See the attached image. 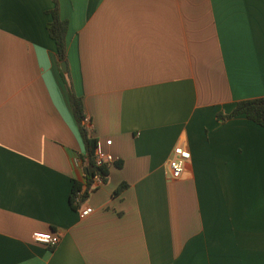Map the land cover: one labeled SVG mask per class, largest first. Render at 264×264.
Segmentation results:
<instances>
[{"label": "crops", "instance_id": "obj_1", "mask_svg": "<svg viewBox=\"0 0 264 264\" xmlns=\"http://www.w3.org/2000/svg\"><path fill=\"white\" fill-rule=\"evenodd\" d=\"M56 1L87 127L115 162L72 207L84 144L53 2L0 0V264H264V127L217 118L264 96V0ZM176 145L189 158L172 179Z\"/></svg>", "mask_w": 264, "mask_h": 264}, {"label": "trees", "instance_id": "obj_2", "mask_svg": "<svg viewBox=\"0 0 264 264\" xmlns=\"http://www.w3.org/2000/svg\"><path fill=\"white\" fill-rule=\"evenodd\" d=\"M52 2L53 7L47 11L50 19L46 23V30L49 37L53 40L56 63L66 88L70 108L78 124L79 133L84 144V153L79 155L78 159L81 162L85 186L82 189L80 183L74 182L70 194V205L77 208L87 193L95 187V176L99 177L101 183L105 182L108 175V166L95 164L93 154L97 139L94 137L92 131L82 123L85 117L83 102L81 97L74 91L68 70L66 69V72H63L60 68V63L62 61L66 63V33L68 21L60 17L57 1L52 0ZM240 114H243L249 120L264 127V96L240 99L236 101L235 105L228 113H217V118L224 121ZM125 187L126 183H120L113 190V194H118ZM77 192H80L78 201L76 204H73V199Z\"/></svg>", "mask_w": 264, "mask_h": 264}, {"label": "built area", "instance_id": "obj_3", "mask_svg": "<svg viewBox=\"0 0 264 264\" xmlns=\"http://www.w3.org/2000/svg\"><path fill=\"white\" fill-rule=\"evenodd\" d=\"M82 123L87 127L88 119L84 117L82 120ZM111 140L106 139L105 144H110ZM94 161L96 165H109L113 162H115V157L109 152L104 151L103 145L100 141H96V145L94 148ZM189 158V152L187 149L181 147V146H174L171 151V156L168 160V175L170 178L175 179L180 177L184 165ZM74 162L78 163L79 159L78 157L74 158ZM101 183L98 176L94 177V184L97 185ZM80 192H77L74 199L73 204H76L78 201V196ZM92 211V208L89 206L79 208L78 212L81 217L89 214ZM31 238L34 242H38L44 245H48L50 247L56 245V243L59 240V234L53 233V232H47V231H34L31 233Z\"/></svg>", "mask_w": 264, "mask_h": 264}, {"label": "water", "instance_id": "obj_4", "mask_svg": "<svg viewBox=\"0 0 264 264\" xmlns=\"http://www.w3.org/2000/svg\"><path fill=\"white\" fill-rule=\"evenodd\" d=\"M60 68H61V70L63 71V72H66V63L64 62V61H62L61 63H60Z\"/></svg>", "mask_w": 264, "mask_h": 264}]
</instances>
